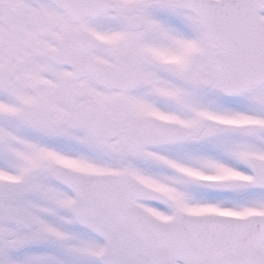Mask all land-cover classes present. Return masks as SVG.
<instances>
[{
  "label": "snow or ice",
  "instance_id": "6c2138e0",
  "mask_svg": "<svg viewBox=\"0 0 264 264\" xmlns=\"http://www.w3.org/2000/svg\"><path fill=\"white\" fill-rule=\"evenodd\" d=\"M0 264H264V0H0Z\"/></svg>",
  "mask_w": 264,
  "mask_h": 264
}]
</instances>
